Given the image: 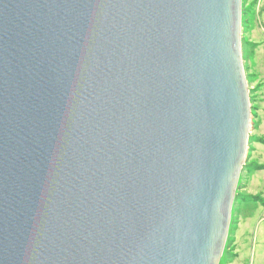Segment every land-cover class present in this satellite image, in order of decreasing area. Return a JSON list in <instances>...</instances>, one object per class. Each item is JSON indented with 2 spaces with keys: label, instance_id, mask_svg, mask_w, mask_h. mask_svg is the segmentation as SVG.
<instances>
[{
  "label": "water",
  "instance_id": "95a60500",
  "mask_svg": "<svg viewBox=\"0 0 264 264\" xmlns=\"http://www.w3.org/2000/svg\"><path fill=\"white\" fill-rule=\"evenodd\" d=\"M242 0H0V264H219L245 161Z\"/></svg>",
  "mask_w": 264,
  "mask_h": 264
},
{
  "label": "rangeland",
  "instance_id": "374dc122",
  "mask_svg": "<svg viewBox=\"0 0 264 264\" xmlns=\"http://www.w3.org/2000/svg\"><path fill=\"white\" fill-rule=\"evenodd\" d=\"M263 7L264 0H242L241 58L250 103V131L219 264H264Z\"/></svg>",
  "mask_w": 264,
  "mask_h": 264
},
{
  "label": "trees",
  "instance_id": "16d2710c",
  "mask_svg": "<svg viewBox=\"0 0 264 264\" xmlns=\"http://www.w3.org/2000/svg\"><path fill=\"white\" fill-rule=\"evenodd\" d=\"M263 8H264V7H263ZM258 9H259L258 11H260L261 7H259Z\"/></svg>",
  "mask_w": 264,
  "mask_h": 264
}]
</instances>
